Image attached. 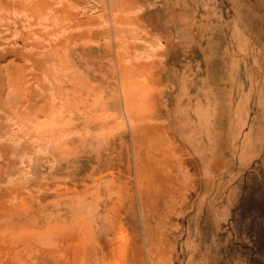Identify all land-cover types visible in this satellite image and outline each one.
I'll return each instance as SVG.
<instances>
[{
	"label": "rangeland",
	"instance_id": "374dc122",
	"mask_svg": "<svg viewBox=\"0 0 264 264\" xmlns=\"http://www.w3.org/2000/svg\"><path fill=\"white\" fill-rule=\"evenodd\" d=\"M89 88L139 126L22 180L12 122ZM0 237V264H264V0H0Z\"/></svg>",
	"mask_w": 264,
	"mask_h": 264
},
{
	"label": "bare ground",
	"instance_id": "6f19581e",
	"mask_svg": "<svg viewBox=\"0 0 264 264\" xmlns=\"http://www.w3.org/2000/svg\"><path fill=\"white\" fill-rule=\"evenodd\" d=\"M102 23L106 24V21L103 20ZM65 33L63 28L55 30L49 37L48 43L59 42ZM148 37L135 38L138 46L134 48L130 47V43V45L124 43L122 47L124 54L121 56H124L126 62L150 61L158 58L163 43L159 37ZM53 91H50V99L52 102H58L47 114L27 119L26 123L18 120L12 122L10 141L13 143H11L17 144L24 139L30 145V151L19 155V175L22 180L32 177L33 168L38 162L43 161L45 165L54 167L66 154L77 155L83 142L86 144V141H91L97 144L103 138L117 135L125 129L136 130L142 119L141 105L128 88L123 90L122 107L118 104L116 92V95L109 96V93L107 94L102 88H89L85 96L79 98V101L68 109V105L56 97ZM67 113H70V116H67Z\"/></svg>",
	"mask_w": 264,
	"mask_h": 264
}]
</instances>
